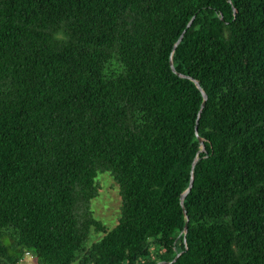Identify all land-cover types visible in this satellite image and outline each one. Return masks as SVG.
I'll return each instance as SVG.
<instances>
[{
  "label": "trees",
  "instance_id": "obj_1",
  "mask_svg": "<svg viewBox=\"0 0 264 264\" xmlns=\"http://www.w3.org/2000/svg\"><path fill=\"white\" fill-rule=\"evenodd\" d=\"M30 253L264 264V0H0V264Z\"/></svg>",
  "mask_w": 264,
  "mask_h": 264
},
{
  "label": "rangeland",
  "instance_id": "obj_2",
  "mask_svg": "<svg viewBox=\"0 0 264 264\" xmlns=\"http://www.w3.org/2000/svg\"><path fill=\"white\" fill-rule=\"evenodd\" d=\"M96 181L99 185V195L92 199L91 209L98 219H100L109 229H112L116 226L121 216L122 201L120 186L110 172H99ZM100 236H102V234L93 233L88 244L97 238H100ZM20 264H37V261L30 253L26 254Z\"/></svg>",
  "mask_w": 264,
  "mask_h": 264
},
{
  "label": "water",
  "instance_id": "obj_3",
  "mask_svg": "<svg viewBox=\"0 0 264 264\" xmlns=\"http://www.w3.org/2000/svg\"><path fill=\"white\" fill-rule=\"evenodd\" d=\"M194 18H195V16H193L192 19L189 21L188 26H190V25L192 24ZM183 35H184V34H182V35L180 36V38L177 40V42H176L175 45H174V48H176L177 45L180 43L181 39L183 38ZM170 63H171V67H172V69H173L174 71H176V69H175V67H174V63H173V56H171ZM176 73H177L178 75L182 76V77H188V78L192 79V80L196 83V85L199 87V89L201 90V92H202V94H203L204 100H203V103H202V107H204V105H205V103H206V101H207V98H208V94H207L206 91L202 88V86L200 85V83H199L196 79H194L193 77H191V76H189V75H185V74H183V73H181V72H176ZM200 112H201V111H200ZM199 116H200V114H199ZM196 133H197V135H198V138H199V141H200V143H201V145H202V150H203V149H205V140H204L203 137L199 136L198 129H196ZM197 159H198V157L195 159V161H194V163H193L192 172H191V182H190V185H189V187H188L186 190H184L183 193L181 194V204H182V206H183V209H184V212H185V213H186V208H185V206H184V200H185V198H186L188 192L191 190L192 185H193V181H194V167H195V163H196ZM188 219H189V217L187 216V222H186V224H185V230H184V231H185V237H186V234H187V232H188ZM180 254H181V253H178V254L176 255V257H175L173 260L175 261V260L179 257ZM163 263H164V262H163ZM157 264H160V263H157Z\"/></svg>",
  "mask_w": 264,
  "mask_h": 264
}]
</instances>
